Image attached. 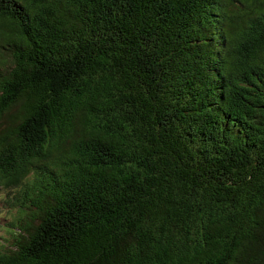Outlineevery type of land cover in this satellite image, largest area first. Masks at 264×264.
Listing matches in <instances>:
<instances>
[{"label": "trees", "instance_id": "1", "mask_svg": "<svg viewBox=\"0 0 264 264\" xmlns=\"http://www.w3.org/2000/svg\"><path fill=\"white\" fill-rule=\"evenodd\" d=\"M3 52L0 264H264V0H0Z\"/></svg>", "mask_w": 264, "mask_h": 264}, {"label": "rangeland", "instance_id": "2", "mask_svg": "<svg viewBox=\"0 0 264 264\" xmlns=\"http://www.w3.org/2000/svg\"><path fill=\"white\" fill-rule=\"evenodd\" d=\"M6 60V66L9 65V56L3 52L1 53L0 60ZM17 189L5 188L0 186V246L7 244V248L11 247L12 240L10 234L7 233L10 223L15 216V208H11L15 201ZM10 203V207H9Z\"/></svg>", "mask_w": 264, "mask_h": 264}]
</instances>
